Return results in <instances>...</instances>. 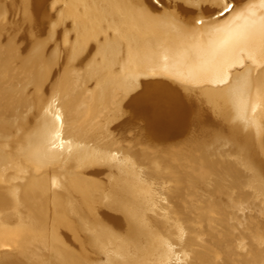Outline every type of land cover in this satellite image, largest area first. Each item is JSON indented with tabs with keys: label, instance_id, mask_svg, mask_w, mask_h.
<instances>
[{
	"label": "bare ground",
	"instance_id": "1",
	"mask_svg": "<svg viewBox=\"0 0 264 264\" xmlns=\"http://www.w3.org/2000/svg\"><path fill=\"white\" fill-rule=\"evenodd\" d=\"M145 2L4 0L0 3V31L11 28L12 39L21 43L10 45L27 50L20 57L22 65L36 67L27 81H17L8 88L9 92L19 97V103L23 101L24 95L30 94L32 100L29 103L26 101V109L21 110L16 106L8 116L0 115V166L4 163L5 150L8 149V154L22 164L27 173L25 176L24 172H17L19 179L9 186L7 195L4 186H0V239L14 238L17 239L14 242L21 245L20 249L4 254L0 264L18 260L33 261L31 257L42 260L41 264H105L106 261L112 264H151L160 252L162 236L172 241L183 239L184 242L205 238L202 237L205 233L201 235L196 230L193 219L178 203L171 200L172 194L182 185L183 177L161 155L149 157L143 153L147 156L145 158L135 149L132 151L121 145L113 147L105 142L101 144L103 140L98 143L95 135L85 133L84 137L64 135L66 141H73L71 152L66 145L63 149L53 150L51 159H41L39 149L45 142V123L51 119L50 115L45 114V109L52 102L54 93L60 98V94H67L71 84L79 82L77 85L81 87L79 80L92 81L91 85L88 83L90 87L82 86L84 91L80 89L82 92L87 88L92 89L86 90L90 94H84L89 102L84 100L78 105L75 103V112L70 110L73 107L70 105L63 110L64 113L67 109L74 112L72 116L82 112L90 120L96 104L101 105L99 110H105L107 105L112 104V110H122L121 115L112 110L109 111L113 112L111 116L108 114L113 125L107 127L110 132L118 135L117 138L125 139L127 135L122 133L123 130L132 125L133 131V120L139 118L144 123L138 127L137 133L134 131L136 134L133 132V139L138 142H143L146 137L168 143L169 140L174 141L186 135L197 148L200 147L202 152L199 154L203 156L199 161L200 178L209 176V168L214 163L221 167L223 163L227 164L231 173L228 176L212 177L204 193L210 196L212 189H222L213 197L222 201V204L224 202L231 211L226 215L230 225L225 230L230 235H240L238 248L244 256L229 259L232 246L226 245L228 250L224 249L225 243L218 242L211 246L206 240L204 244H208V248L204 244L203 247L212 253L214 264H264V237L247 222L251 205L260 206V213L264 215V127L258 133L255 125H245L237 119L235 103L237 92L249 89L247 74L251 73L255 80L258 78L257 73L264 75V67L252 68L244 64L238 70L232 68L239 66L219 71L209 69L188 86L178 85L174 81L153 80L145 82L140 95L132 99L127 91V74L123 71L129 44L136 52L143 51L148 44L154 46L158 39L166 40L178 48L189 47L190 57L193 60L196 57L195 49L191 48L185 38L172 34L171 29L164 25H154L138 16L135 8ZM164 2L166 6L175 3V0ZM50 9L54 10L56 16L64 12L65 16L77 17L82 34L85 31H95L97 35L108 33L112 43L105 55L91 61L85 60L83 54L71 60L66 58L57 40L48 39L50 25L45 23L46 26L43 22L53 18L54 13L49 12ZM161 11H166V7ZM181 16L190 18L192 13H181ZM18 17L25 21H22L25 25ZM64 24L66 27L62 28ZM70 24L71 20L60 24L61 32L68 30ZM59 26L52 32L53 39L57 33H61L58 32ZM60 37L62 42L63 35ZM52 41L53 44L50 43ZM94 43H89L87 48L91 49ZM11 58L10 55L0 53V81L8 75ZM40 61L44 65L39 66ZM75 65H82L80 68L84 69V74L77 76L70 73ZM53 79L56 84L53 81L51 85ZM73 98L65 100L63 106L57 104L56 107L65 108L80 97ZM95 114H99V111ZM260 115L258 112L257 120ZM105 117L107 115L102 118ZM82 118L77 120L83 121ZM117 149V159L107 156L109 150L115 152ZM97 154L101 156L98 158ZM246 163H253L255 170L250 171ZM56 183L60 185L58 189L54 188ZM12 187L20 189L18 197L12 195ZM237 191L243 192L244 196L238 197ZM70 195L76 200L77 207L66 206ZM16 199L20 206L13 210ZM113 203H118L122 210H113ZM241 204L244 205L243 209ZM7 210L15 212L13 220L7 219ZM86 223H89V227ZM42 225H45L43 231L37 229ZM160 228H165V231L162 232ZM34 237H38L36 242L31 241ZM112 244L114 249H105V252L100 250L102 254L92 246L103 249ZM252 245H258L261 250L253 253L250 251ZM22 247L26 250L23 251ZM181 247L183 250L176 251L173 264H192L189 259L195 254V249L184 251V245ZM220 248L224 251L220 252Z\"/></svg>",
	"mask_w": 264,
	"mask_h": 264
},
{
	"label": "snow or ice",
	"instance_id": "2",
	"mask_svg": "<svg viewBox=\"0 0 264 264\" xmlns=\"http://www.w3.org/2000/svg\"><path fill=\"white\" fill-rule=\"evenodd\" d=\"M165 7L166 11H161ZM135 11L141 19L154 25H164L171 29L172 34L185 38L195 49L196 57L194 60L190 57L189 47L178 48L166 40L158 39L154 46L148 44L143 51L136 52L129 44L123 71L127 74V91L132 99L140 95L145 82L153 80L174 81L188 86L209 69L219 71L233 66L243 67L246 61L264 67V0H175V3L166 6L161 0H146ZM187 12L192 13L190 18L181 16V13ZM65 20H71L61 42L66 58L71 60L83 54L85 60L91 61L105 55L112 43L108 33L97 35L95 31H85L82 34L77 17L65 16L64 12H60L59 16L55 12L53 14L50 41L53 39L52 32ZM92 41L95 43L88 49L87 45ZM256 75L258 78L253 80L252 74H247L251 93L249 89L238 91L235 103L237 119L245 125H255L259 133L264 127V75ZM57 103L54 93L52 102L45 109V114L51 116L45 123V142L39 149L41 159L45 160L53 157L56 148L63 149L67 145L68 151H72V139H64L65 114L56 107ZM258 112L261 113L259 120ZM8 151L5 150L4 163L0 166V186H4L5 195L9 186L19 179L17 172H24V166L17 163ZM118 154V149L115 152L109 150L107 156L117 159ZM100 156L97 154L98 158ZM245 166L250 171L255 170L253 163H246ZM24 174L27 175L26 172ZM10 190L13 196L18 197L19 188L12 187ZM19 206L16 199L13 210ZM111 207L115 211L122 210L118 203H113ZM240 207L243 209L244 205ZM161 241L158 257L151 264H173L176 250L183 246L184 240L172 241L162 236ZM105 264L112 262L106 261Z\"/></svg>",
	"mask_w": 264,
	"mask_h": 264
},
{
	"label": "rangeland",
	"instance_id": "3",
	"mask_svg": "<svg viewBox=\"0 0 264 264\" xmlns=\"http://www.w3.org/2000/svg\"><path fill=\"white\" fill-rule=\"evenodd\" d=\"M2 1H4V0H0V3H2ZM161 3L164 4L165 3L164 0H161ZM55 8H57V7H55ZM53 9H50V11L49 10L48 11L54 13ZM15 17H17L16 14H15ZM20 20H21V23L23 25H25L23 23L25 21H23V19H20ZM51 21H52V19H47V20H44L43 23L44 24L46 23L47 25L49 23V25H50ZM23 25H22V27H24ZM64 26H65V24L62 25V28H64ZM22 27H20V28H22ZM60 27L61 26H59V28ZM59 28H58V32H61L62 29L60 28V30H59ZM12 31L13 30L11 28L8 29V31H0V42H1L0 43V53H1V55H10L12 57L10 59V61H9V64H8V66H9L8 67V75H7V77L4 80L0 81V109H1L0 115H3V116H8L10 114V112L16 106H19L21 110H25L26 109V107H27L26 104H25L26 101L29 103V100L30 101L32 100L30 94L24 95L23 96L24 99H22L23 101H21L22 103L20 102L21 103L20 104L19 103V97L17 95H15V94H12L11 92H9L8 88L11 85H13L14 83H16L17 81H27L33 75V73L36 70L35 69L36 67L35 68L33 66L25 67V66L22 65L20 57L23 56L24 54H26L27 50H25V49H23L22 47H19V46L17 48H14V46L10 45L12 43H16L17 42V41L15 42L12 39V33H11ZM64 31H67V29L64 30ZM63 34L64 33H62V32L61 33H57V36L55 35L54 39H52V40H54V41L57 40V42L56 41L55 42L57 44L61 45V43H60L61 42L60 35L62 36ZM21 40H22V42L24 41L23 39H21ZM18 43H21V41L20 42L18 41L17 44ZM50 43L53 44V41L50 42ZM17 44H16V46H17ZM19 48H22V49L19 50ZM49 50H51V49H49ZM245 64L251 66L252 68L256 67V68L262 69V67H257L255 65H253L251 61H246ZM42 65H44V62L42 61V63H41V61H40L39 66H42ZM30 67H32V69H30ZM80 67H82V65L81 66L80 65H75L73 67V69L70 68V69H72V71H69V72L72 73L73 75L75 74L77 76L82 75L80 73L84 74V72H82L84 69L82 70ZM77 68H79V69H77ZM234 68H232V69L233 70H238V69H240L242 67H234ZM66 72H67V69H66ZM69 72H67V73L70 74ZM53 81H54V83L56 82V80L53 79L52 81H50L51 85L53 84ZM79 81H81V83L79 85H82L83 87H87V86H89L90 83H92V81L89 83V81L87 82V80H85V82L82 81V80H79ZM77 84L73 83L74 87ZM73 85L71 84V86H73ZM71 86H69V88H68V92L69 93L68 92H67V94L65 93L66 95L64 94V96H62L63 94L62 95L60 94V96H61L60 98L56 97V100L58 101L57 104L63 106L65 104L64 101L65 100L69 101L70 98L71 99L73 98V96L74 97H80V98H76L77 101L72 102L73 104L70 103L69 105H67V107L66 106H65V108L62 107L61 108L62 111L66 110V108H69V107H71L70 105H72L73 107H71L70 110H74V112H75V109H74L75 106L74 105H76V104L78 105L80 103H83L84 100L89 102V100H87L84 97L85 96L84 94H90L91 92L90 93H86V90L89 89L88 91H92V89L87 88L85 90V92H82V91H80V89H82V90L84 89V88H81L82 86L80 87V86L77 85L75 87L77 89H75L74 87H71ZM73 89L75 90L74 92H73ZM87 96L88 95H86V97ZM112 106H113L112 104H109V105H107V107H108L107 109L104 108L106 111L103 110V109H102L103 110L102 111V110H99V109H101V105L96 104L94 106L95 108H94L93 111L95 113H98V111H99L100 115L99 114L96 115L92 111L93 112V116L91 114V117H93L95 119V120H93V118L90 119L92 121L87 120L90 117L89 118L88 117H84L82 112L81 113H77L76 116L75 115L72 116L74 114V112H72L69 109H67L68 111H66V113H64L65 114V129H64L65 133H64V135L73 136V137H78V136L84 137L85 133H86V135L88 133H91L89 135H95L94 138H95V140L98 143H100L103 140L101 142V144L105 142V143H109L110 145H113V147L117 146V145L118 146L121 145L125 149H129V150L133 149L132 151H134V149H135V151H137V153L141 152L142 155H143V153H144V155H148L149 157H151V156L153 157V156H156V155H161L165 159H168V162L172 166H175L176 167L175 169H177V171L183 177L182 185H180L178 190L175 193L172 194L171 200L174 203H178L183 208V211L186 212V214L193 219V221L196 223V230L199 232V234L203 235L205 233V235H207V236H205V235L202 236L203 238L205 237L204 239L202 238L203 240L196 239V240H188V241L184 242V244H183L184 245V249H185L184 251H186L188 249L190 250V249H193V248L196 251L195 254H193L192 257L189 259L190 261H192V264H214L213 263L214 262V259H213L214 257L212 256V253L211 252L209 253V251L205 250V249L208 248V244L207 245L204 244V241H206V240L208 241V243L210 242L209 244L211 246H214L218 242L222 243V244L225 243V246L223 245L225 247L224 249H227L228 245L230 247L232 246L231 251H230L231 253L228 256V258L231 259V260H235L238 257L240 258V257L244 256L242 254V251L238 248L240 235L238 233H232L230 235L225 230L230 225V223L226 221V215L228 216V213L230 214L231 211L228 209V207H226L227 205L224 202H223V204H225L224 207L226 209L222 207L223 206L222 201H217L213 197V195H217L222 189L221 188L212 189L210 191L211 192L210 196H208V195H206L204 193V190H205L208 182L212 179V177H214L215 175H218V176H221V175L226 176L227 175L228 176L231 173V170H230L229 166L227 164L223 163L224 165L222 164V167H221L220 164H216L215 165V163H214L213 167L211 166L209 168L210 169L209 176H207L204 179L200 178L199 174H198L199 161L203 159V156L199 154V153L202 152V149L200 147L197 148V146L193 142H191L189 140V138L186 137V135L180 136L177 139H175L174 141L173 140H171V141L169 140L170 142L167 141L168 143H165L164 140H160V139L159 140L158 139L149 140L146 137H145V140L143 139V142H140V141L138 142V140L133 139V136L137 133L138 127L144 123V121L142 119H139V118H135L134 120H136V121L133 120V122H134L133 125L135 124L134 127H133L134 128L133 131L131 129L132 125L128 126V128L126 127L125 128L126 130L125 129L123 130L122 133L127 135V137L125 139L117 138L118 135H116L115 133L110 132L109 128L107 126L111 127V125H113V122L110 121V118H109V116H111V114L113 113L112 111H117L116 113L118 115H121L122 114V110L121 109L112 110L114 108V106H113V108L111 109ZM110 110H112L111 111L112 113L109 112ZM67 112L70 115L67 114ZM105 112H109V113L106 114ZM101 114H105V115H107V117L102 118L105 115H101ZM108 114H109V116H108ZM67 115H69V116H67ZM98 116H99V118H101L103 120L99 119ZM82 117H84V118H82ZM80 118H82L83 121L82 120H80V121L77 120V119H80ZM85 118H86L87 121L85 120ZM106 120H107V122H106ZM140 120H142V121H140ZM99 121L100 122L104 121V122L103 123L101 122L99 125H96V123L99 122ZM100 125L103 126V127H101ZM93 128H94V130H93ZM93 131H95V132L93 133ZM106 131H109V132H106ZM75 133H77V134H75ZM102 133H104V135ZM98 134H99V137H101V138H99V137L96 138V136H98ZM76 135H78V136H76ZM107 137H108V139H107ZM141 138L139 140H141ZM152 141H154V142L156 141V142L154 143ZM161 141H163V143ZM158 142H160V143H158ZM110 147L113 148L112 146H110ZM199 155H200V158H199ZM143 156H142V158L144 159L145 156L144 157ZM145 158H147V156ZM227 166H228L229 169L227 168ZM58 184H61V182L58 183ZM58 184L56 183L55 186L53 185L55 189L57 187L59 188L60 185L58 186ZM227 185L225 186V188L227 187ZM237 196L238 197L239 196L243 197L244 193L240 192V191H237ZM73 200H74V197L70 195V199L68 200L66 206L68 207L70 205H73V207H77L76 200H74V201ZM165 207H166V205H165ZM8 211L9 210H7V212ZM7 212L5 213L6 215H7ZM10 212H12V213H10ZM10 212H8L9 213V215H7L8 218L5 215V217L9 221L13 220V217H14L13 214L15 215V212L13 213L12 210ZM10 217H12V219H10ZM247 222H248V224H249V226L251 228H253V229L255 228L258 231V233L261 234L264 237V215L262 213H260V206H257V205H253L252 206L251 205L249 207V212L247 214ZM44 226L45 225L38 226L37 229L39 228L41 231H43L45 229ZM86 226L89 227V223L88 224L86 223ZM164 229L165 228H160V230L162 232L165 231ZM168 235H170V234H168ZM37 239H38V237H34V238L31 239V241H33V242L35 241L36 242ZM16 240L14 238L12 240H10V239H0V259L3 257L4 254L12 253L13 251L18 250V248L21 247L20 243L17 244V243L14 242ZM224 240H226V241H224ZM203 244L207 248L203 247ZM92 246L94 247V249H96L95 251L98 250V253L100 252V250L105 252V249H107L106 251H109L110 249H112V250L114 249V247H111V246H113V244L104 246V247H102L103 249H100L101 247L98 248V247H96L94 245H92ZM21 249L22 250L24 249L23 251L26 250L23 247ZM220 249H221L220 252L224 251V250L222 251L223 248H220ZM37 250H39L40 252L42 251V249H40V248L39 249L37 248ZM181 250H183V248L179 247L176 251L181 252ZM260 250H261V248L258 245H252V247L250 249V251H252L253 253H258ZM99 254H102V253L100 252ZM30 259L33 260V261L18 260V261H14L13 263H10V264H41L43 262L42 260L40 261V259L39 260L38 259H33L32 257Z\"/></svg>",
	"mask_w": 264,
	"mask_h": 264
}]
</instances>
